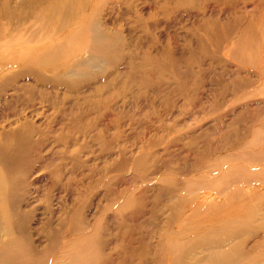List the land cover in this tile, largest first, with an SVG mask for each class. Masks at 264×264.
I'll return each instance as SVG.
<instances>
[{"label":"bare ground","instance_id":"6f19581e","mask_svg":"<svg viewBox=\"0 0 264 264\" xmlns=\"http://www.w3.org/2000/svg\"><path fill=\"white\" fill-rule=\"evenodd\" d=\"M255 2L251 12L246 10L243 14H237L233 8L231 21L234 22L226 17L224 30L223 26L218 28L217 23L204 29L209 34V40L217 39L218 42V39H229L226 48L239 61L247 62L257 52L259 44L253 20L248 17L250 13L258 16L255 24L263 30L260 29V32L264 36V0ZM258 8L257 14L255 11ZM82 9L88 21L84 29L86 34L77 42V30H67L73 28V20ZM93 13L94 9H87L84 0H65L64 3L0 0V49L18 44L32 48L30 52L26 49L24 54L13 52L0 57V264H108V258L103 253L102 230L99 232L96 224L92 227L91 221L87 220L84 209L87 201L85 205L84 201L81 202L70 214L56 215L53 219L42 217L39 222L33 221V208L29 207L30 203L35 202L39 190H43L46 201L50 196L58 207V197L66 188L73 187L75 194L82 195L87 194L90 188L97 187V184L107 186V183L92 181L89 187L74 174L78 166L86 162L79 150L86 142L79 144L72 134H65L63 127L56 128L55 132L44 126L48 111L40 102H37L38 106L36 103V107L30 106L35 118L29 116L27 106H22L24 102L18 106L23 108L13 109L10 114L3 111L7 103L16 102L23 92L27 100H33L37 88V96L42 99L47 87L45 83L49 79L42 74L44 70L57 72L56 77L50 78L55 83L65 80L74 85L76 77L90 76L97 63H107L110 47L116 45L111 34L97 27ZM34 17L38 26L32 23ZM42 30H47L46 36L39 34ZM58 30L62 33L67 31L68 37L64 41L27 44L38 36L46 39L49 33ZM86 36L87 40L84 41ZM83 51L88 55L81 60L76 54ZM64 67L68 69L62 71ZM229 74L227 79L219 82L222 91L245 87L252 76L250 72L238 68L229 69ZM259 76L256 74L253 82L258 81ZM253 103L255 106L251 108ZM39 115L41 120L38 121ZM243 119L247 120L243 122ZM89 125V122H84L83 127L75 130L87 129ZM219 128L226 131L232 149L223 145L225 137L214 143L205 140L202 144L193 143L191 138L185 144L192 154L189 168L194 174L181 181L167 173H163L162 177L153 174L155 179L163 182L159 187L162 190L175 189L176 186L182 188L189 183L194 187L190 195H177L169 212H166L165 222L170 224V228H173V224L177 228L163 229L161 226L158 232L164 230L162 237L159 232L160 236L154 243L145 240L132 250L123 246L120 252L121 239L116 235V246L119 245L115 251L116 254L119 252L116 264H128L125 261L131 257L132 264H264V143L260 145V140L252 137L239 139L230 136L237 130L260 136V132L264 131V96L244 101L233 111L231 120ZM210 129L214 132L216 127L212 125ZM53 141H58L65 148V151L59 150L64 163L56 166L51 156L41 153ZM76 144L79 146L73 147ZM146 156V151H140L137 161L145 159L146 163ZM231 160L233 162L225 163ZM244 161L259 162L262 166L254 169ZM133 162L130 166L136 168ZM45 169L50 182L41 188L30 177L38 170ZM135 170L137 172V168ZM110 190L112 188L108 186L104 194L107 196ZM125 193L123 199L132 208L149 204L146 202V190L137 194L134 189L123 190V196ZM138 201L144 202V205ZM128 219L124 218L123 221ZM125 242L129 243L128 240ZM213 248H217L214 255L205 254L206 249L211 251Z\"/></svg>","mask_w":264,"mask_h":264},{"label":"rangeland","instance_id":"374dc122","mask_svg":"<svg viewBox=\"0 0 264 264\" xmlns=\"http://www.w3.org/2000/svg\"><path fill=\"white\" fill-rule=\"evenodd\" d=\"M84 1L87 9H94L97 27L113 36L112 41L116 46L110 47L107 63H97L92 68V75L76 77L74 85L65 80L55 83L50 78L56 77L57 72L44 70L42 74L49 79L45 83L47 87L42 95L43 100L37 96L36 88L33 96L35 99L27 100L26 93H20V98L14 103H7L3 111L10 114L13 109L27 106L29 116L35 118V112H31L30 106L36 107V103L40 102L48 111L47 124L44 126L55 132L63 127L65 134H72L76 141L79 140V144L86 142L79 149L86 162L78 166L74 174L83 184H89V187L92 181H101L107 183V186L97 184V187L90 188L87 194L82 195L75 194L73 187L66 188L58 197V207L50 196L46 201L43 190H39L36 192L35 202L30 203L29 207L33 208V221L39 222L42 217L53 219L56 215L60 217L70 214L81 202L84 201L85 205L87 201L84 206L87 220L91 221L92 227L96 224L99 232L102 230L103 253L108 258V264H116L123 246L132 250L145 240L154 243L160 235L162 237L164 230L159 231V235L158 228H170L165 217L171 203L176 200L177 195H190L194 192L190 183L184 184L182 188L176 186L175 189L162 190L159 187L163 182L153 175L162 177L163 173H167L181 181L194 174L189 168L192 154L185 142L192 138L195 144H202L205 140L214 143L225 137L223 145L228 149L233 148L226 131L219 127L231 120L233 111L244 101L264 96V36L260 32L261 28L255 24L258 16L250 13L248 17L253 20L259 44L255 55L252 54L244 62L230 55L226 48L229 39H218V42L217 39L209 40V34L204 30L212 23H217L220 29L223 26L224 30L226 17L234 22L231 21L233 8L237 10V14H243L246 10L251 12L255 0ZM83 11L82 9L74 19L76 21L73 20V28L67 30H77V42L86 34L84 29L88 20ZM255 12L258 14L259 8ZM32 23L38 26L35 17L32 18ZM46 31H39V34L46 36ZM66 32H51L48 38L38 36L40 38H34L27 44L30 46L40 41L61 42L68 37ZM53 38L55 39L52 40ZM83 40H87V36ZM26 49L29 52L32 50L21 44L4 46L0 49V57L13 52L24 54ZM87 55L85 51L76 54L81 60L86 59ZM228 68L250 72L252 80L245 87L222 91L219 82L229 77ZM67 69L64 67L61 70ZM256 74L260 75V80L253 82ZM22 102L24 104L18 108ZM251 105V108L255 106L254 103ZM40 117L37 116L38 121L41 120ZM220 117L224 121L217 120ZM244 120L247 119H243V122ZM84 122L90 123L87 129L75 130L83 127ZM212 125L216 127L214 132L210 129ZM230 136L240 137L239 139L252 137L260 140V145L264 143V131L260 132V136H252L251 133L237 130ZM58 143L53 141L51 146L47 145L41 152L51 156L54 166L64 163L59 150L65 151V148ZM140 151H146V163L145 159L137 161ZM132 162L136 163L137 172L136 168L130 166ZM231 162L233 161L225 163ZM244 163L254 169L262 166L259 162ZM30 178L41 188L50 182L46 169L38 170ZM59 186L60 184L57 185ZM108 186L112 190L106 196L104 192ZM129 189H134L136 194L146 190V202L149 204L139 208L130 207L123 199L127 193L123 196V190ZM138 202L144 205V202ZM60 206L62 208L59 209ZM124 218L130 219L125 222ZM172 227L175 228L176 225L173 224ZM116 235L121 239L119 247L116 246ZM116 247L119 249L117 254ZM216 250L217 248L211 251L206 249L205 254L214 255ZM132 259L133 257L127 259L125 263L132 264Z\"/></svg>","mask_w":264,"mask_h":264}]
</instances>
